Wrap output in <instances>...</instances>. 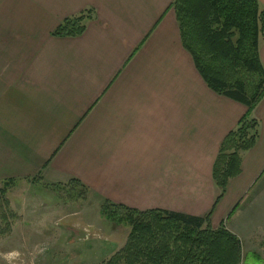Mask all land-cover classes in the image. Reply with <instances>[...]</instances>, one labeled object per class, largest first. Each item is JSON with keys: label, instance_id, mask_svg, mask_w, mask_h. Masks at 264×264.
Here are the masks:
<instances>
[{"label": "crops", "instance_id": "0c3cea01", "mask_svg": "<svg viewBox=\"0 0 264 264\" xmlns=\"http://www.w3.org/2000/svg\"><path fill=\"white\" fill-rule=\"evenodd\" d=\"M174 2L0 0V184L76 178L100 203L212 211L243 254L245 241L264 243V97L252 111L259 137L216 203L213 165L247 106L207 85ZM87 11L81 35H53ZM259 53L264 64V41ZM17 255L0 260L23 264Z\"/></svg>", "mask_w": 264, "mask_h": 264}, {"label": "trees", "instance_id": "16d2710c", "mask_svg": "<svg viewBox=\"0 0 264 264\" xmlns=\"http://www.w3.org/2000/svg\"><path fill=\"white\" fill-rule=\"evenodd\" d=\"M173 7L183 45L207 85L247 106L237 126L223 139L213 165L217 203L229 181L240 174L242 153L259 137L260 122L252 111L264 97V64L259 53L264 41V5L259 0H175ZM89 17L87 11L66 18L53 35L79 36ZM14 180H3L1 193ZM69 182L89 190L76 178ZM101 212L110 221L131 228L125 245L103 264H242L240 239L223 224L214 228L212 211L194 216L160 208L138 210L105 200Z\"/></svg>", "mask_w": 264, "mask_h": 264}, {"label": "rangeland", "instance_id": "374dc122", "mask_svg": "<svg viewBox=\"0 0 264 264\" xmlns=\"http://www.w3.org/2000/svg\"><path fill=\"white\" fill-rule=\"evenodd\" d=\"M68 182L50 185L36 176L0 191V254H22L23 264H103L125 245L130 226L107 219L105 200ZM242 264H264V243L245 241Z\"/></svg>", "mask_w": 264, "mask_h": 264}]
</instances>
